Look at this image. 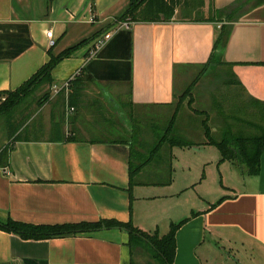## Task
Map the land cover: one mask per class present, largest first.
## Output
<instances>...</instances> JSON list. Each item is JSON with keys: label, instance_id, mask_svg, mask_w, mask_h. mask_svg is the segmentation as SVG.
Here are the masks:
<instances>
[{"label": "crops", "instance_id": "0c3cea01", "mask_svg": "<svg viewBox=\"0 0 264 264\" xmlns=\"http://www.w3.org/2000/svg\"><path fill=\"white\" fill-rule=\"evenodd\" d=\"M128 4L0 0V91L15 90L50 60L48 31L57 39L56 54L99 34L52 72L50 85L61 87L81 70V88L73 87L81 91L75 94L74 113L66 110L65 118L62 106L65 97L72 106L70 90L65 96L50 90L42 106L37 101L34 133L23 134L26 123L14 134L17 140L3 144L9 151L0 165V219L32 224L132 220L162 236L168 232L161 234L165 224L170 228L189 218L177 231L175 264H264V150L259 174H245L229 160L239 173L228 183L229 192L205 206L191 198L173 200L162 217L143 201L181 197L191 186L167 188L171 156L184 148L166 143L167 166L158 163L164 143L133 183L130 176L132 154L150 155L155 126L163 134L175 114L176 134L191 141L198 138L196 131L201 135L204 116L193 108L206 111L217 141L226 132L264 137V0H178L170 21L117 22ZM223 25L228 35L216 48ZM105 32L111 38L92 53ZM193 82L190 103L183 94ZM147 139L152 144L140 147ZM193 142L213 145L203 134ZM159 173L169 175L162 179ZM133 257L130 234L120 227L47 239H24L0 229V264H132Z\"/></svg>", "mask_w": 264, "mask_h": 264}, {"label": "trees", "instance_id": "16d2710c", "mask_svg": "<svg viewBox=\"0 0 264 264\" xmlns=\"http://www.w3.org/2000/svg\"><path fill=\"white\" fill-rule=\"evenodd\" d=\"M54 0H47L48 5H51ZM178 0H129L127 10L118 18V21L130 19L132 21H170L175 13ZM99 35V34H98ZM86 38L82 41L64 49L56 54L53 51L52 46L49 49L50 60L45 63L29 80L25 81L15 90L0 91V115L9 113L15 109L26 97L31 94L38 86L44 83H52V72L57 65L64 59L71 57L78 49L91 42L94 38ZM228 35L227 26L223 25L222 32L220 33L216 42V48L223 45ZM217 54L212 56L210 62H213L217 57ZM82 74V73H81ZM77 75L75 78L69 81V95L68 102L73 107L76 106L75 94L73 90L81 88V76ZM194 82L188 87L183 96H190V103H193V89ZM73 87H75L73 89ZM72 90V91H71ZM50 90H48L39 100L38 105L42 106L49 98ZM182 96V97H183ZM193 110L200 115L204 116L202 121L205 136L208 144H213L221 150L222 161L232 160L245 169V174L255 176L260 171L261 154L264 150V137L255 138H242L241 136L234 135L232 133H225L223 138L219 141L215 140L212 135L211 127L208 123L209 116L206 111H200L193 108ZM176 114L173 116L169 127L160 133V128L155 126V132L157 141L153 147V150L149 157H143L140 153H133L131 156L130 176L133 183L135 175L151 160L155 157L164 143L170 144L172 147L178 146L181 148L193 147L196 145L193 141L178 135L174 131V120ZM17 130H13L10 133V139L17 140L18 136L14 137ZM250 141L246 147L244 141ZM238 145V153L232 150L229 146ZM199 145V144H198ZM240 146H243L241 148ZM241 148V149H240ZM9 151V145H6L0 152V165H3L7 161V155ZM241 153V154H239ZM223 199V197L221 198ZM220 199V200H221ZM186 218L179 222H172L170 224L169 231L165 235H160L158 230L154 232H147L134 225L133 221L121 222L116 220H99L91 222H79L70 224H32L21 222L12 219L11 217L6 220L0 219V229L19 234L24 239H47L53 237H62L69 235H77L80 233L91 232L98 230L102 227H120L126 229L130 234V246L132 248V254H134V246L143 244L147 251L158 260L159 264H175V257L177 251V231L188 220ZM134 264V260L132 261Z\"/></svg>", "mask_w": 264, "mask_h": 264}, {"label": "rangeland", "instance_id": "374dc122", "mask_svg": "<svg viewBox=\"0 0 264 264\" xmlns=\"http://www.w3.org/2000/svg\"><path fill=\"white\" fill-rule=\"evenodd\" d=\"M88 45V44H87ZM86 45V46H87ZM84 46V47H86ZM83 47V48H84ZM82 49V48H81ZM68 80V79H67ZM66 80V81H67ZM59 84H53L52 86L50 83H44L37 87L31 94H29L26 99H24L15 109L11 110L9 113L1 114L0 115V152L2 151L3 144L6 142V140L10 137V133L15 129L18 130L20 126L25 125L26 123L29 126V129L25 130L23 132L27 133L28 135H31L34 133V119L33 117L38 112V105L37 101L48 91L52 90L53 87ZM51 91V92H52ZM60 91L66 92L61 93L67 95V91L65 89H62ZM181 91V90H180ZM182 93V92H181ZM66 100V97H65ZM65 100L62 101V106H64V115L65 118L68 117L66 110L68 113H74L71 110V107L69 105L65 104ZM192 111V109H190ZM188 111V109H187ZM42 115H45V112H42ZM61 116V114H59ZM31 119V120H30ZM164 130V129H163ZM161 131L162 133L164 131ZM203 130V128H202ZM198 138H193V141H197V139L202 137L203 139H206L204 130L202 131L201 135L198 131ZM197 137V136H196ZM149 142L145 140H141L139 142V146L142 145L150 146L152 142L147 139ZM248 143L250 141H244L245 146H248ZM163 147L160 150L159 155V164H165L169 165V159H170V152H169V145L165 143ZM232 150H235L236 153L239 151L238 145L231 143L229 145ZM243 148V146H240ZM240 148V149H241ZM178 156H171L172 161L174 162V166H172L170 170L171 174V188L168 186L169 189H176L180 185H191L189 188L186 189L184 195L177 198H157L153 200H145L143 201V204L150 207L153 212L158 215L159 217H162V212L164 209H167L170 207V203L179 204L181 200L185 197L188 201V198H191V200H196L198 204L205 206L206 201H213L215 199L220 198L223 193L229 192V189L227 186L229 185V182L234 181L236 178L233 176H238L239 173L234 171L232 162L229 163V160H223L222 161V153L221 150L216 147L215 145H211L210 147H200V145L196 144L193 147H186L179 151V149H176ZM241 154V153H239ZM149 157V155L147 156ZM232 161V160H231ZM153 168L155 170H158V166L154 165ZM234 172H233V171ZM153 173H156L153 171ZM160 177L162 179H165L168 177L169 174H165L163 176V173H159ZM172 189V190H173ZM218 197V198H217ZM174 200V202H173ZM198 207V206H197ZM195 208V206H194ZM198 209V208H197ZM190 211V210H188ZM190 213V212H189ZM162 227V226H161ZM166 228H163L161 234L166 233L169 231L168 224H165ZM134 264H159L158 260L152 255L151 252L147 251V249L144 247V245L141 243L139 245L134 246Z\"/></svg>", "mask_w": 264, "mask_h": 264}, {"label": "built area", "instance_id": "2783aa9c", "mask_svg": "<svg viewBox=\"0 0 264 264\" xmlns=\"http://www.w3.org/2000/svg\"><path fill=\"white\" fill-rule=\"evenodd\" d=\"M123 25H129V23H127V22H124L123 23ZM47 36H48V38H49V43H48V45L50 46V47H52V46H55L56 45V43H57V39L54 37V32H53V30H50V31H48L47 32ZM111 38V32H105L104 34H102L100 37H98L97 39H96V42H95V44L93 45V49H92V53H94L96 50H98L102 45H104L105 43H106V41L108 40V39H110ZM80 72H81V70H78L76 73H74L67 81H65L64 82V84L60 87V86H57V85H55L54 87H53V91L54 92H56V93H58L60 90H62V89H65L67 92L69 91V81H70V79H73V78H75L77 75H79L80 74ZM71 110L73 111V110H75V108L74 107H71Z\"/></svg>", "mask_w": 264, "mask_h": 264}]
</instances>
